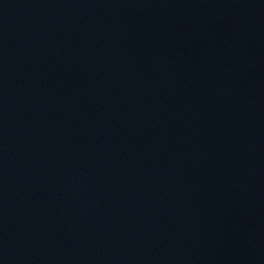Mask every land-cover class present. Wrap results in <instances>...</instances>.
Returning <instances> with one entry per match:
<instances>
[{
    "label": "water",
    "instance_id": "1",
    "mask_svg": "<svg viewBox=\"0 0 264 264\" xmlns=\"http://www.w3.org/2000/svg\"><path fill=\"white\" fill-rule=\"evenodd\" d=\"M0 264H264V0H0Z\"/></svg>",
    "mask_w": 264,
    "mask_h": 264
}]
</instances>
